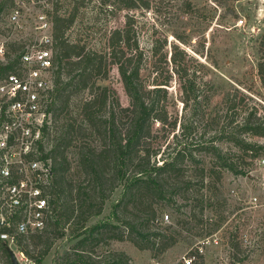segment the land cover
Here are the masks:
<instances>
[{
    "label": "rangeland",
    "instance_id": "obj_1",
    "mask_svg": "<svg viewBox=\"0 0 264 264\" xmlns=\"http://www.w3.org/2000/svg\"><path fill=\"white\" fill-rule=\"evenodd\" d=\"M136 1L139 7L127 8L124 0H62L63 13L76 9L66 37L84 51L105 55L101 73L92 78L95 90L108 88L109 101L118 99L128 106L118 67L111 62L118 57L110 58L109 37L115 29L130 28L131 47L137 42V53L141 52L145 86L170 79L167 96L152 95L159 98V107L166 106L169 121L164 126L155 122L150 149L154 152L160 144L161 158L180 149H185L186 157L193 155L195 160H186L183 171L187 177L192 175L193 184L169 190L158 203L162 208L156 218L149 222V232L163 230L164 225L179 230L176 244L167 251L139 248L125 231L121 239L96 245L93 254L105 262L110 252H116L120 264H184L183 256L198 251L203 255L202 264H264V149L252 157L234 142L243 138L264 146V135L242 130L248 116L264 121V0ZM147 1L148 8L144 7ZM131 52L136 54L133 48L128 54ZM68 72L66 67L64 80L69 78ZM89 96L88 89L74 93L71 117L80 119L81 105ZM108 106H99L102 120L108 119ZM174 121L176 127L171 130ZM104 127L102 124V130ZM84 140L98 151L108 146L97 132L78 143ZM220 154L227 156L226 163L234 170L223 166ZM69 158L75 175L80 173L84 185L89 184L92 175L77 163L78 154L69 153ZM201 167L205 168L204 182ZM213 168L222 170V180ZM104 182L102 210L88 218L80 231L107 222L121 225L115 210L137 216L134 206L116 208L124 184L113 175ZM194 214L202 219L198 226ZM178 219H183L182 230ZM63 232L35 264H59L62 254L78 239L69 228ZM196 259L194 264H199Z\"/></svg>",
    "mask_w": 264,
    "mask_h": 264
},
{
    "label": "trees",
    "instance_id": "obj_2",
    "mask_svg": "<svg viewBox=\"0 0 264 264\" xmlns=\"http://www.w3.org/2000/svg\"><path fill=\"white\" fill-rule=\"evenodd\" d=\"M124 6L136 8L139 4L136 0H124ZM150 6L148 1L144 3V7ZM75 10L62 15L56 14L54 17L56 69L52 101L53 122L46 134L47 148L43 149L41 155L52 163L53 182L48 188V193L53 215L43 230L19 236L17 244L33 260L31 264L40 262V258L49 252L54 240L60 238L64 234L63 229L67 228L73 231L72 237L78 239L70 250L62 254L59 264H107V260H111L110 264H120L122 259L117 257L116 252H110L105 262L93 253L96 245L109 239H121L125 231L139 248L165 252L176 244L179 230L173 229V225H164V231L149 232V222L156 218L162 208V203H158L165 200L169 190L176 191L182 184H193L192 175L187 177L183 171L186 160H195L193 155L186 157L185 149L163 158L160 157L161 154L158 157L162 152L160 144L158 150L153 152L150 149L154 131L157 130L155 122L159 120L158 124L164 126L169 121L166 106L162 104L159 107V98H153L152 95L164 93L163 95L167 96L170 79L154 83V87L145 86L141 75V52L137 53L138 43L131 47L130 28L115 29L109 37L110 58L118 57L111 62L118 67L130 102L128 106H124L118 99L109 101V89L104 88L101 92L95 90L92 80L95 75L101 73L105 55L84 51L83 47L70 42L66 37L67 30L76 19ZM132 48L136 54H128ZM173 60L176 62V55ZM66 67L69 78L64 80L62 76ZM82 89H88L90 96L82 103L81 117L78 119L71 117L70 100L74 93ZM104 105H109L110 110L108 119L102 120L98 112L99 106ZM102 124L105 125V130H102ZM170 126L171 130H175L176 121ZM242 130L254 135H264V121L259 118L252 119V115L248 116L243 121ZM95 132L99 133V136L103 134L104 144L108 141L107 147L98 151L89 140L78 143L81 138L90 139V135ZM234 142L252 157L264 149L263 145L243 138ZM69 153H77V163L89 176L92 175L91 180L88 177L89 184L84 185L80 173L75 175ZM220 155L219 161H224L223 166L234 170L235 167L230 162L226 163L227 156ZM204 169L200 168L201 182H204L205 178ZM212 170L217 174L218 180H222V170ZM108 175H113L124 184V191L116 208L120 205L126 208L134 206L137 216L125 215L127 212L124 211L120 214L115 210V217L121 221V225L107 222L80 231L88 218L100 214L105 200L102 187L106 184L104 178ZM140 212L142 217H138ZM194 219H197L195 214ZM181 220L183 219H178L177 225L182 230ZM201 221L202 219H197L195 224L198 226ZM77 226L79 228H76ZM98 233L104 234L99 236ZM194 252L196 260L202 264L203 255L198 251ZM0 258L4 264H14L10 249L1 240Z\"/></svg>",
    "mask_w": 264,
    "mask_h": 264
},
{
    "label": "built area",
    "instance_id": "obj_3",
    "mask_svg": "<svg viewBox=\"0 0 264 264\" xmlns=\"http://www.w3.org/2000/svg\"><path fill=\"white\" fill-rule=\"evenodd\" d=\"M61 3L0 0V240L18 264L33 260L17 238L43 230L53 215L52 163L41 155L53 122L54 17L63 14ZM195 259L183 256V263Z\"/></svg>",
    "mask_w": 264,
    "mask_h": 264
},
{
    "label": "water",
    "instance_id": "obj_4",
    "mask_svg": "<svg viewBox=\"0 0 264 264\" xmlns=\"http://www.w3.org/2000/svg\"><path fill=\"white\" fill-rule=\"evenodd\" d=\"M10 253H11V258H12L14 264H18L17 258L15 256V254L13 253V251H10Z\"/></svg>",
    "mask_w": 264,
    "mask_h": 264
}]
</instances>
